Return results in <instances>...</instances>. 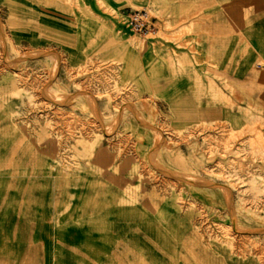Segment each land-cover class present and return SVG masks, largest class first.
<instances>
[{
    "label": "rangeland",
    "instance_id": "374dc122",
    "mask_svg": "<svg viewBox=\"0 0 264 264\" xmlns=\"http://www.w3.org/2000/svg\"><path fill=\"white\" fill-rule=\"evenodd\" d=\"M2 13L0 199L11 206L12 242L34 248L36 222L68 213L74 190L88 187L97 205L116 187L121 204L150 200L156 235H188L173 236L178 251L197 248L204 264H264V206L248 201L264 199V179L244 175L264 168L263 118L236 130L210 115L181 120L162 98L122 84L118 62L103 60L153 37L121 31V16L115 48L78 63L65 48H21ZM91 205L99 229L105 208Z\"/></svg>",
    "mask_w": 264,
    "mask_h": 264
},
{
    "label": "crops",
    "instance_id": "0c3cea01",
    "mask_svg": "<svg viewBox=\"0 0 264 264\" xmlns=\"http://www.w3.org/2000/svg\"><path fill=\"white\" fill-rule=\"evenodd\" d=\"M132 6L152 13L157 32L146 43L124 45L120 59L103 60L118 62L122 84L162 98L181 120L210 115L236 130L264 119V0H0L6 30L21 48H65L78 63L92 49L115 48L114 18L125 19ZM256 172L244 175L264 179V168ZM105 192L96 205L88 187L74 190L68 213L52 209V217L36 222L34 248L12 242L11 206L0 199V264H204L197 248L172 247L173 236L188 235H156L149 199L121 204L111 194L121 189ZM251 198L250 206H264ZM90 205L105 208L102 228L91 222ZM224 264L251 263L228 257Z\"/></svg>",
    "mask_w": 264,
    "mask_h": 264
},
{
    "label": "built area",
    "instance_id": "2783aa9c",
    "mask_svg": "<svg viewBox=\"0 0 264 264\" xmlns=\"http://www.w3.org/2000/svg\"><path fill=\"white\" fill-rule=\"evenodd\" d=\"M124 25L129 32L143 37L153 36L157 32L155 19L144 9L129 11Z\"/></svg>",
    "mask_w": 264,
    "mask_h": 264
},
{
    "label": "bare ground",
    "instance_id": "6f19581e",
    "mask_svg": "<svg viewBox=\"0 0 264 264\" xmlns=\"http://www.w3.org/2000/svg\"><path fill=\"white\" fill-rule=\"evenodd\" d=\"M228 188H226V190H227ZM223 191H225V190H223ZM228 191V190H227ZM229 192V191H228ZM232 218V217H231ZM241 231H243V230H241ZM239 232H240V230H239ZM245 232V231H244ZM260 233H263V231H261L260 230ZM244 234V233H243ZM241 235H242V233H241Z\"/></svg>",
    "mask_w": 264,
    "mask_h": 264
}]
</instances>
